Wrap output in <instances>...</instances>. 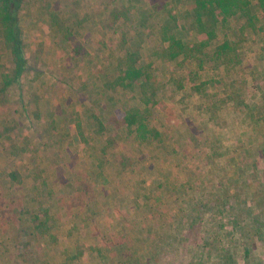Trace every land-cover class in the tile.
I'll return each instance as SVG.
<instances>
[{
    "label": "crops",
    "instance_id": "crops-1",
    "mask_svg": "<svg viewBox=\"0 0 264 264\" xmlns=\"http://www.w3.org/2000/svg\"><path fill=\"white\" fill-rule=\"evenodd\" d=\"M72 1L74 3L69 6L68 19L66 20L58 16V14L56 15L58 19L52 20L51 16L56 14L54 11L50 14L46 10L40 12L38 26L43 31L42 37H47L48 40L50 39L40 58V64L42 63L44 66V72L40 71V74L33 81H30V78L21 79L18 85L11 87L13 93L17 92L18 95V91L22 88H24L23 90L35 91L39 94L36 102H32L28 95L25 100L28 106L26 107L20 104L19 110L16 107L14 109L12 107L11 112H19L22 117L18 120L25 122V124L23 123L24 126L28 125L30 127L22 135V140L26 139V137L31 138L30 132L32 129V132H39L38 134H41L35 135V138L38 140L37 154L32 151L34 157H31V159H35V165L38 167V172H40L42 180L46 179L45 173H49L50 176L52 174L54 177L53 174L57 172V167L50 163L49 157L55 154L62 156L63 153H67V156L69 154L74 155L77 150H80L84 154V157L80 161H86L85 170L92 173V175L94 174L95 177L102 176V179L70 181L71 195L69 202H72V199H74L71 215H76L77 217L80 215L81 220L88 221L85 223L88 225H90L89 219H100L107 227L116 224L120 235L135 237V242L138 241L139 235L147 244L151 240L152 246L156 245L161 247V249L156 248L152 252L153 255L157 256L156 258L165 255V252L170 250L171 247H169V244L173 243L174 238L177 241L179 237L185 238V236L192 234V232V235H197V233L201 234L203 231V234L208 237V239L204 238V241L212 240L215 234L211 233L215 232L216 229L218 233H221L220 227L216 225L218 224L216 219L213 220L216 223H210L208 221L210 215L201 214L199 212L200 210L198 211V205L200 206L203 202L200 203L201 194L211 193V195H216L218 191H211L214 187L210 185L202 190L204 185L201 182L194 181L197 174L196 170L199 169H197L198 164H193L192 160L200 161L202 166L206 165L209 167L214 166L223 157L216 154L212 155L211 149L206 150V153L204 150L203 152L199 150V156H192V153H189V151L188 153L184 150L179 152V149L172 146L173 139L171 137H168V143L164 149L158 146H141L140 143L136 142L135 139L138 134L136 131L137 127L135 124L129 127L124 122V115L125 111L139 106L140 90L136 84L127 86V81L123 84L115 83L116 77L121 76L118 61L125 53L137 54L139 57L137 63L141 62V58L145 64L151 65V69L155 75L157 74L155 68L159 63L160 68L168 73V76L165 82H160L157 96L160 97V93L164 92L166 101L163 100V103L164 101L167 104L169 102L173 110L180 111L184 109L188 114L189 107L194 104L198 109L201 108L199 110L204 116L208 113L207 109L210 106H214L216 107V115L211 114L206 120H211L213 117L217 120L220 114L224 117H234V127L235 130H238L236 131L238 137L229 144L228 154L231 156L232 163H234L233 166L243 170L246 175L253 172V161L248 160L252 155L251 145L248 144L249 138L253 140L259 137L264 140V85L262 87H260L261 84L259 85L260 93L256 96L258 100L254 101L244 95L245 90L243 88L237 87L236 85L233 87V85L231 86L232 83L228 86L232 90L230 95L227 96L222 93V95L218 96L215 94L218 90H215L216 85L211 91L214 93L210 94L212 98L209 100H204L199 94L192 92L191 88L194 84H183L182 82V88L177 89L175 84L171 82V78L184 76L186 64L181 67L177 66L182 58L179 57L175 61L163 62L159 61L153 54L161 43L157 36V31L165 22L166 13L170 6L166 9L155 11L152 9L151 1L144 2L143 5L142 3L136 4L134 2L132 4L133 10L131 18L135 21H132L133 25L130 24L127 25L126 29L125 27L123 28L122 33L124 34L126 44L122 48H118L117 45L121 42V36L116 26L120 24V21L117 23V20L109 21L105 25L108 24L107 27L113 26L104 29L105 27L101 25V22H106V11H101L100 19H93V16L85 15L86 10L82 8L84 3L94 4L101 0H83L81 4H78L80 0ZM124 1L121 5L128 6V0ZM188 3H176V9L186 8L189 5ZM133 12L135 15L137 13L141 14L142 12L147 17L146 21L139 15L135 19L136 17L133 15ZM183 12L184 10L181 11V13ZM85 16L86 20H84ZM59 22L64 27L70 28V34L68 36H71L70 40H73V42L79 45L77 48H74V44L71 41H64V37L59 32ZM134 24L139 28L138 30L134 28ZM174 32L181 34L182 37L178 39L183 43L197 40L195 34L193 37L189 36L192 31L183 32L180 29H176ZM43 40L39 39L37 46ZM103 44H106V46H103ZM148 44H151V49L146 54L147 56L144 55L142 58V48L145 45L147 47ZM50 61L52 62V66ZM56 66L62 68V70H58L59 74L57 73ZM46 67L49 70H46ZM52 68L53 73H51ZM189 96L192 98H189ZM14 100L10 99L6 101V108L8 104H13ZM159 102L161 101L159 100ZM157 104L152 105L150 110L154 106H157ZM252 104H258L260 106V118L256 119V113L251 110L250 105ZM141 109H144V106ZM255 119L256 121L259 119V121L256 125H253ZM146 120L150 125L154 122V118L150 116H147ZM202 120L205 123L206 120L203 118ZM225 120L229 119L225 118ZM10 122H13L15 125L13 120ZM31 122L35 124L36 131H34V127L30 126ZM222 122L220 120L218 124L220 127ZM114 124L118 126L116 125V127ZM8 127L12 129V127ZM8 127H5L4 130L6 128L9 129ZM182 128L184 131L188 130L187 124L185 123ZM154 129L159 134L155 126ZM217 129L220 130L219 127ZM42 134H45L46 137ZM116 134H120L123 143L129 141L127 142V149L120 142L117 143L116 147H112L113 143L111 144L110 141L114 139L113 137ZM187 134L185 132L186 136L184 140L188 138ZM214 136L218 138L220 136L219 131L214 133ZM46 138L50 140L52 145L47 146ZM237 140L239 141V145L236 143ZM23 148V145H21V155L23 154L28 158L32 153L30 151L26 152L27 148H24L23 152ZM258 149L261 155H263L261 157V166L264 168V143ZM93 151H96V153L93 154ZM171 151H175L176 153L172 154ZM162 152L164 155H162ZM38 155H42L43 157L40 158ZM137 157H149L148 161L140 165L138 164L139 168H145L146 173L141 174L139 168L136 167L132 168L133 171H136V174H130L129 170L131 168L129 165L126 167L127 161L125 164L124 162L125 160H129L130 163H133ZM150 159L154 160V163ZM235 159H239L240 161L235 162ZM42 163L44 165L43 167L41 166ZM109 165L113 170L117 171V179L111 180L105 175L106 167ZM157 168L160 169L159 176H157ZM32 169L28 164L27 167H23V171H16L21 174L24 172L30 174ZM72 169L77 172L82 170V166L80 163L75 162ZM192 172L194 173L193 175H191ZM26 177L28 176L24 174L21 179L10 181L7 175H5L0 182L1 185L5 184L6 187L15 190L16 188L26 186L24 185L27 181ZM38 181L39 179L34 180L32 177L31 183L34 188L39 184V190H42L44 184ZM55 185H57L55 187L61 188L59 183ZM194 186L195 189L190 190ZM156 188L161 189L163 194H165L163 200V211L165 213L163 214L164 220H161V222L155 219V213H153L155 210V200H157V194H159ZM242 188H244L243 185ZM173 189H180V192H183L184 195H177ZM180 192L178 193L180 194ZM235 194H237V191ZM10 195L11 192H8V197ZM22 195L24 194L22 193L20 196ZM191 195L194 197L191 203L192 206L194 205L193 210H191L190 204L183 202L185 200L189 201ZM257 197L258 199L255 200L252 197L247 198V195H237L239 200H236L237 203H240V200L244 202L242 203L246 207L244 221L246 226H248H245V229L249 236L254 235L255 237L264 235V228L258 230L256 224H254L255 218L264 222V217H256L254 213V208L259 207L257 204L258 201L260 206L262 208L264 207V187L261 195L257 194ZM176 198H180V202L182 201L181 208L177 204L176 207L173 205ZM81 201H83V205H80ZM151 206L154 209H151ZM219 206L216 204L214 209L217 210ZM240 208H242L241 204L239 206ZM150 214L152 215L150 216ZM231 214L230 219L232 221L240 220V218H235V208L231 209ZM88 216H91V218H88ZM122 217L125 218V221L132 224L130 228L123 226V221L120 219ZM209 220L211 221V219ZM71 222H73V226L80 225L75 220ZM235 228L239 229V225L235 226ZM22 234L24 235L25 233ZM18 235L21 236L20 233ZM19 236L18 238H21ZM162 236L163 238H161ZM153 237H157L158 239H152ZM0 242L2 241L0 240ZM259 243L264 244V239H259Z\"/></svg>",
    "mask_w": 264,
    "mask_h": 264
},
{
    "label": "rangeland",
    "instance_id": "rangeland-1",
    "mask_svg": "<svg viewBox=\"0 0 264 264\" xmlns=\"http://www.w3.org/2000/svg\"><path fill=\"white\" fill-rule=\"evenodd\" d=\"M82 1L83 0H80L78 4H81ZM107 1L101 0L94 4L83 2L82 8L86 10L85 15L93 16V19H100L101 11H105L103 2L107 3ZM123 1L124 0H114L115 5L119 7L120 11L123 8H127V6L121 5ZM147 1H151L153 5L159 8L163 7V9L174 5V2L171 0H142V2L141 0H134L136 4L142 3V5ZM5 3L6 0H0V15L3 14ZM73 3L72 0H20L19 9L17 11V19L19 21V30L21 33L19 37V46L26 58V64L21 71L22 74H19L18 82L16 81L17 84L16 82L11 84L15 70L14 56L12 47L7 46L3 40V29L0 25V181L3 180L5 175L8 176L10 171H23V167H27L28 164L32 169V164L30 162L35 159H31V157H34V152L37 154L36 149L38 140L35 138V135L39 132L34 133L32 129L30 132L31 138L26 137V139L22 140V135L30 127L28 125L24 126L25 122L18 120L22 115L19 112H11V109L12 107L13 109L16 107V109L19 110L20 104L27 107L28 103L25 101L27 99L26 97L29 95L30 100L36 102L39 94L35 91L23 90L24 88H22L18 91V95L17 92L13 93L11 87L18 85L21 79L30 78V81H33L40 74V71L44 72V66L42 63L40 64V58L44 48H46L48 42H50V39L48 40L47 37H42L43 31L38 26L40 12L46 10L50 14L54 11L58 16L66 20L68 19L69 6ZM176 3L178 4L181 2L176 1ZM110 7H113V4L110 5ZM174 9L173 11L177 20L182 19L185 14H183L184 12L181 13V11L185 10V7L179 10L176 9V7ZM253 13L257 15L259 20V22L256 23V27L261 29L260 27L264 22V15L256 8H254ZM133 15H135L134 12ZM138 15V13L135 15V19H137ZM84 20H86V16ZM112 20L113 18L106 14L105 23ZM124 20V16L121 15L120 21L123 22L125 26L126 21ZM242 25L243 20L237 17L225 24L227 37L232 42L237 41L238 35L242 32ZM223 32L222 30L218 32L219 36L216 41L211 42L209 50L213 45L215 46L217 44ZM174 34L177 38L182 37L178 32H174ZM194 34L195 32L192 31L189 36L193 37ZM241 35L243 36L242 43L239 45L236 44V57L238 58L234 63L237 65L231 64L226 67L227 69L231 67L229 74L225 75L226 72H224L223 67L219 70H214L213 68H216V63L215 65H211L204 62L203 68L198 70L195 65L190 62L183 64V66L186 64V72L184 76L179 77V81L181 83L183 82V84L191 83L194 85L203 83L206 85L204 87V92H208L209 95L214 93L211 91L214 86L217 85L215 90H218L215 94L218 96L222 95V93L227 96L230 95L232 90L229 89L228 86L232 83L231 86L233 85V87L236 85L237 87L243 88L245 90L244 95L247 98L252 101L258 100L256 96L260 93L259 85L261 84L260 87L264 85V30L257 33L247 30L243 31ZM39 39H44L40 43L41 46H37ZM196 39L200 40L201 36L196 35ZM150 45L151 44H148L147 47L145 45L142 48V58L144 55L147 56L146 54L149 49H151ZM140 61L144 63L141 58ZM50 63L52 66L51 61ZM56 67L57 73L59 72L58 70H62L60 66ZM46 70H49V68L46 67ZM155 72L157 73L156 75L159 83H163L167 80L168 73L160 68L159 63L155 68ZM51 73H53V68ZM210 81L211 85L208 86L207 83ZM221 90H223V92H221ZM164 97L165 93L161 92L159 97L161 102L149 111V116L154 118V122H152L151 125L153 128L155 126L159 133L154 144L159 145L158 142H162L159 148L164 149L168 143V137H171L173 139L172 146L179 149V152L184 150L188 153L189 151V153H192V156H195L199 154V150L202 152L204 150L206 153V150L214 149L215 152L212 151L216 155H221V157H223V159L218 161L214 166L209 167L206 165L202 166L200 161L192 160L193 164H198L197 169H199L196 170L197 174L194 181L201 182V184L204 185L202 190L210 185L214 187L211 191H218L216 195H211V193L201 194L200 203L203 202L200 206L198 205V211L200 210L199 212H201V214H209V219H211V221L209 219L208 221L210 223H213V220L216 219L218 222L216 225L220 227L221 233H218L216 229L215 232L211 233L215 235L210 241H204V238L208 239V237L203 234V231L201 234L197 233V235H192V232V234L185 236V238L179 237L177 241L174 238L173 243L169 244V247H171L170 250H167L165 255L156 258L157 256L153 255L152 252L156 250V248L161 249V247L156 245L152 246L151 240H149L148 245L139 235L136 243L135 237L123 234L120 235V231L116 224L107 227L100 219H89L90 225L85 224L88 221L81 220L80 215L78 217L76 215H71L74 199H72V202H69L71 195L70 181L96 180L102 179V176L95 177L94 174L92 175V173L85 170L86 161H80V159L84 157V154L82 151L77 150L74 155L69 154L67 156V153H63L62 156L55 154L48 158L50 163L57 167V172L53 174L54 177L52 174L50 176L49 173H45V180H42L41 174L37 175L35 179H39L38 182L44 184L42 190H39V184L36 188L33 187L31 183L32 175L26 174V172H24V174L28 177H26L27 181L25 180L26 182L24 185L27 187H19L13 190L12 188L6 187L5 184L1 185L0 182V240L2 241L0 242V264H264V244L259 243V239L263 240L264 235L255 237L254 235L249 236L247 234L244 221L246 217V207L242 204L244 202L241 200L240 203H237L239 200L237 195H247V198L252 197V199L255 200L258 199L257 194L261 195L264 187V185H262L264 183V168L261 166V157L263 155H261L258 148L264 143V140L259 137L253 140L249 138L248 144L251 145L252 155L248 160L250 159V161H253V172L246 175L243 170L233 166L234 163H232L231 156L228 154V148H230L229 144L238 137V133H236L238 130H235L234 127V117H224L220 114L217 120L214 119V117L211 118V120H206L211 114L214 116L216 115V107L210 106L207 109L208 113L203 116L202 112L199 110L201 108L198 109L197 106L192 104L187 114L184 109L180 111L173 110L169 102L168 104L167 102L165 103L166 100ZM189 98L192 97L189 96ZM10 99L15 100L13 104H8L6 108L5 103ZM163 100H165L164 103ZM250 106L251 110L256 113V119L260 118V106H258V104H252ZM30 114L32 115L31 112ZM29 117L31 116L29 115ZM202 118L206 120H204L205 123H203V120L201 121ZM225 118L229 120H225ZM256 119L253 121V125H256L259 121V119L257 121ZM12 120L15 122V125L13 122H10ZM220 120L223 121L221 127L218 125ZM185 123L188 126V130L186 131L182 128ZM33 124L34 123L31 122L30 126L34 127V131H36L37 128L35 124ZM8 126L12 127L13 130ZM5 127L9 129L6 128L4 130ZM218 127L220 130H216ZM218 131L220 133L219 139L214 136V133ZM185 132L188 133L189 140L188 138L184 140L186 136ZM42 135L45 136V134ZM116 135L113 137L114 139L110 141L111 144L113 143L112 147H116L117 143L120 142L121 145L124 144V147L127 149V142L129 141L123 143L120 134ZM182 138L183 140H181ZM45 140L47 146L52 145L49 139L46 138ZM236 143L239 145L238 140ZM21 145L27 148L26 152L30 151V153H32L33 151L31 155L29 153L30 156H28V158L23 154L21 155ZM26 152L25 154H27ZM240 152L242 153V151ZM10 153H14L16 156L19 154V157H14ZM94 153H96V151H93V154ZM171 153L175 154L176 152L171 151ZM162 155H164L163 152ZM38 157L42 158L43 156L38 155ZM156 159L159 160L158 157H156ZM148 160L149 157H137L136 161L133 163H130L129 160H125L124 164L127 161L126 167H128V165L130 166V174H136V171H133L132 168H136L138 164H143ZM150 160L154 163V160ZM245 160L248 161L247 158H245ZM237 161L240 160L235 159V162ZM75 162L81 164L82 170L76 172L72 169ZM41 166H44L43 163ZM139 170L141 174L146 173L144 167L139 168ZM156 172L157 176H159L160 169L157 168ZM193 174L192 172L191 175ZM105 175L111 180L118 178L117 171L113 170L110 165L106 167ZM52 179H54V181H52ZM240 181L241 183L239 184ZM57 183H59L61 188L55 187ZM242 185L244 188H242ZM194 189L195 186L190 188V190ZM156 190L159 194H157V200H155V210L153 213H155V219L161 222V220H164L163 214L165 212L163 211V200L165 194H163L159 188H156ZM173 191H175L177 195H184L183 192H180V189H173ZM236 191L237 194H235ZM8 192H11V197H8ZM178 192H180V194ZM22 193L24 195L20 196ZM190 197L191 199H189V201L185 200L183 202L190 204L191 210H193L194 205L192 206L191 203L194 197L192 195ZM179 202L180 198H176L173 205H175V207L179 205L178 207L181 208L180 205H182V201ZM216 204L220 205L217 210L214 209ZM240 204L242 208L239 209ZM257 204L259 207L254 208V213L256 217L259 216L263 218L264 211L262 210L264 207L262 208L260 206L259 201ZM80 205H83V201H81ZM152 208L154 209V207L151 206V209ZM232 208H235V218H240V220H237L239 222L230 219ZM44 213H46L48 217V229L41 235H34L30 232L33 227L31 218L35 214ZM151 215L152 214H150V216ZM88 218H91V216H88ZM120 219L123 221L122 224L124 227L130 228L132 226L131 223L125 221V218L122 217ZM70 220H75L77 223H80V225L77 224V226H73V222ZM36 223L38 224V221H36ZM214 223H216V221ZM254 224H256L258 230L264 228V222L258 218L254 219ZM238 225L239 229L235 228V226ZM19 233L21 236L18 235ZM22 233L25 234L23 235ZM18 236L21 238H18ZM154 238L156 240L158 239L157 237H153L152 239ZM161 238H163V236ZM145 250L147 251L145 252ZM149 251H151V253H149Z\"/></svg>",
    "mask_w": 264,
    "mask_h": 264
},
{
    "label": "trees",
    "instance_id": "trees-1",
    "mask_svg": "<svg viewBox=\"0 0 264 264\" xmlns=\"http://www.w3.org/2000/svg\"><path fill=\"white\" fill-rule=\"evenodd\" d=\"M107 1V0H106ZM174 2V5H171L169 10H167L165 22L159 27L157 31V36L159 37L161 43L155 49L154 55L159 61H175L177 58L181 57L182 60L177 64L178 67H181L184 63H193L195 67L200 70L203 68L204 62L208 64L215 65L216 68L214 70H219L223 67L225 75L229 74L231 67L228 69L229 65H237L236 57L237 47L236 44L239 45L243 41V36L241 33L243 31L250 30L254 33L261 32L264 30V22L263 25L258 29L256 27V23L259 22L256 14L253 13L254 8L259 10L262 15H264V0H171ZM176 1L181 3L189 2V5L185 8L182 19L177 20L174 11L176 7ZM129 5L127 8H123L121 11L119 7L115 5L114 0H109L107 3L103 2V6L108 15H110L113 20L120 21V16L123 15L126 21V25L124 26L121 21L120 24L116 26V28L120 31L121 42L117 45L118 48H122L126 44V40L124 38V34L122 33L123 28H127V25L132 24L131 14H132V4L133 0H128ZM113 4V7L110 5ZM20 0H6V3L3 8V14L0 15V25L3 29V40L7 46L12 47V52L14 56L15 70L14 77L11 84H14L18 78L19 74H22L23 67L26 64V58L24 57L21 47L19 46V37L21 36L19 21L17 19V11L19 9ZM166 6V5H165ZM111 8V9H110ZM153 10H160L163 7H158L153 5ZM57 14L52 15V20L58 19ZM130 15V16H129ZM139 16L146 21L145 15L141 12ZM240 18L243 20V25L241 27L240 34L237 37V41L232 42L226 34V26L225 24L228 21H231L235 18ZM135 21V20H134ZM133 21V22H134ZM104 29L111 28L107 27L108 24L105 25V22H101ZM109 23V22H108ZM115 23V25H116ZM133 25V24H132ZM59 32L62 37H64L65 42H72L74 44V48H77L79 45L73 40H70L71 36H68L70 33L69 27H64L59 22ZM140 26V25H139ZM134 28L138 30L139 28L135 26ZM176 29H180L183 32L194 31L196 35L201 36L200 40H195L192 42L183 43L180 39H178L174 31ZM224 31L220 36L217 44L211 47L209 50V45L211 42L216 41L218 38V32ZM237 42V43H236ZM106 46V44H103ZM137 54H128L125 53L121 59L118 61V68L121 76L116 77L115 83L123 84L125 81L128 82L127 86H131L132 84H136L140 90V98H139V106L136 108L129 109L125 111L124 122L127 123L129 127L132 124L136 125L137 137L135 139L136 142L140 143L141 146H155L159 147L162 142H158L159 145H155L154 143L157 140V132L155 129L147 122L146 118L149 116L150 107L159 102V97L157 96V92L159 91V80L157 79V75L154 74L151 69L150 64H145L143 62H138ZM18 82V81H17ZM16 82V84H17ZM171 82H173L177 89H181V82L179 78L173 77L171 78ZM208 86L211 85V81L207 83ZM204 85L200 83L198 85L192 86V92H196L200 95V97L204 100H209L212 98L208 92H204ZM166 96L164 97V99ZM144 106V109L141 107ZM115 126L117 124H114ZM118 126V125H117ZM214 152L215 150L212 149ZM20 151V150H19ZM212 151V155L215 153ZM24 152V151H23ZM14 157H19V154L10 153ZM33 166V169L30 173L33 179L37 175L40 174L38 172V167L35 165V161L30 162ZM24 173H19L18 171H10L8 173V180L16 181L17 179H21ZM33 227L31 229V233L34 235L43 234L47 229V220L48 217L46 213L34 215L32 218ZM38 221V224L36 223Z\"/></svg>",
    "mask_w": 264,
    "mask_h": 264
}]
</instances>
